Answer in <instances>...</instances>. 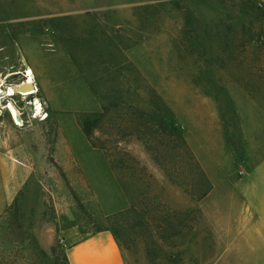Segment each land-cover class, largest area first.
Masks as SVG:
<instances>
[{"label":"rangeland","instance_id":"1","mask_svg":"<svg viewBox=\"0 0 264 264\" xmlns=\"http://www.w3.org/2000/svg\"><path fill=\"white\" fill-rule=\"evenodd\" d=\"M29 67L39 90L14 95L23 125L0 104V264H69L73 242L112 227L127 264H264L249 191L264 0H0L9 96ZM96 116L95 140L127 168L89 142ZM174 140L197 163L180 180L155 158ZM132 202L142 214L108 219Z\"/></svg>","mask_w":264,"mask_h":264},{"label":"crops","instance_id":"2","mask_svg":"<svg viewBox=\"0 0 264 264\" xmlns=\"http://www.w3.org/2000/svg\"><path fill=\"white\" fill-rule=\"evenodd\" d=\"M24 74H26L25 71ZM258 128L259 133L256 134ZM257 138L259 139V151L256 170L260 177V183L259 186L254 185L249 191L250 200L256 202L258 200L259 206L264 208V119H262L260 124L257 123L254 134L251 135V142H253L254 146L252 150L255 153L257 146L254 143L256 144L255 139ZM261 214V217H264V209ZM262 221L264 222V219ZM76 233L75 231L72 232L71 237L74 238ZM67 259L69 264H127L117 239L108 230L99 231L73 242L67 249Z\"/></svg>","mask_w":264,"mask_h":264},{"label":"trees","instance_id":"3","mask_svg":"<svg viewBox=\"0 0 264 264\" xmlns=\"http://www.w3.org/2000/svg\"><path fill=\"white\" fill-rule=\"evenodd\" d=\"M100 119H101L100 117L96 116L95 118L87 117L83 120L82 126H83V131H84L85 135L87 136L89 142L92 144L93 147L101 148V149L106 151L107 155L111 159L112 168L115 171L127 168V166L125 165V163L122 159H120V158L118 159V158L114 157L112 154L108 153L107 147H105L103 145H99L98 142L95 140L94 130L98 127ZM146 147L148 150L151 149V141L150 140H148ZM163 147H164V152L166 154H164L163 152L161 153V150H159L158 148H155L156 152H159V155L155 158L156 159L159 157L162 159L165 158L164 161H167V165L164 166V169L167 170L172 176H175V177H177V179L180 180L181 175L183 174V172H182L183 169L181 167V165H183L182 163L189 158L195 164L196 160L193 158V156L191 155V152L189 151V149L187 148V146L184 142L174 140L171 143L163 144ZM151 207H154V206L151 204ZM139 212L140 211L137 207V204L132 202L130 207L127 210L122 211L118 214H113V215L109 216L108 219L118 222V221L123 220V219H120L121 216L125 215V217H127L128 215H132V214H136V215L142 214ZM103 230L111 231L113 233V235L115 236V238L117 239L118 243H120V240L122 239V234H121L119 229H116L114 227L104 228V229L98 230V232L103 231Z\"/></svg>","mask_w":264,"mask_h":264},{"label":"bare ground","instance_id":"4","mask_svg":"<svg viewBox=\"0 0 264 264\" xmlns=\"http://www.w3.org/2000/svg\"><path fill=\"white\" fill-rule=\"evenodd\" d=\"M25 72H26V75H27V80L28 81H30V82H34L35 83V81H34V73L32 72V70H31V68H26L25 69ZM15 73H10V74H8V77H10V76H12V75H14ZM3 84H5V80H4V78H0V104H2L3 103V100L5 99V98H11L12 97V95L11 96H9L7 93H6V87H5V85H3ZM11 85H14V84H11ZM14 93H13V96L14 95H16V94H23V95H27L28 96V94H32V93H36L37 92V90H39L37 87H36V89H34L33 91H24V92H21V91H18L17 90V88H15V85H14ZM35 105H36V110H37V112H36V117L38 116V115H41L42 114V104H41V102L38 100V101H36L35 103H34ZM3 107H5L7 110H9V112L14 116V118L17 120V124L19 125V126H22L23 125V120L21 119V120H19L18 118H17V116L19 115H21L22 113L20 112V110H19V108L12 102V100L9 102V104L8 105H6V106H3Z\"/></svg>","mask_w":264,"mask_h":264},{"label":"water","instance_id":"5","mask_svg":"<svg viewBox=\"0 0 264 264\" xmlns=\"http://www.w3.org/2000/svg\"><path fill=\"white\" fill-rule=\"evenodd\" d=\"M36 83L30 82L28 80H24L21 84H15V88H17L18 91L24 92V91H33L36 89ZM17 118L21 120V117L18 115Z\"/></svg>","mask_w":264,"mask_h":264},{"label":"built area","instance_id":"6","mask_svg":"<svg viewBox=\"0 0 264 264\" xmlns=\"http://www.w3.org/2000/svg\"><path fill=\"white\" fill-rule=\"evenodd\" d=\"M27 80V75L25 74V76H24V79L21 81V82H19V83H14V85L15 84H21L24 80ZM3 85H5V84H3ZM35 93H32V94H28V96H31V95H34ZM18 95H20V96H26L27 97V95H23V94H18ZM17 96V95H16ZM42 104V103H41ZM8 105V104H7ZM42 110H43V107H42ZM36 112H37V110H36V105H35V111L33 112L34 113V115L36 116ZM12 115V114H11ZM12 117H13V119H14V121H15V123L17 122V120L14 118V116L12 115ZM20 117H21V119H22V114L20 115ZM23 120V119H22Z\"/></svg>","mask_w":264,"mask_h":264},{"label":"flooded vegetation","instance_id":"7","mask_svg":"<svg viewBox=\"0 0 264 264\" xmlns=\"http://www.w3.org/2000/svg\"><path fill=\"white\" fill-rule=\"evenodd\" d=\"M31 96H33V95H31ZM31 96H29V97H31ZM15 97L16 96H12L11 98H9L10 99V101L12 100V102L16 105V100H15ZM10 101H8V103L10 102ZM7 102V101H6ZM6 104V103H5ZM7 105V104H6ZM17 106V105H16Z\"/></svg>","mask_w":264,"mask_h":264}]
</instances>
